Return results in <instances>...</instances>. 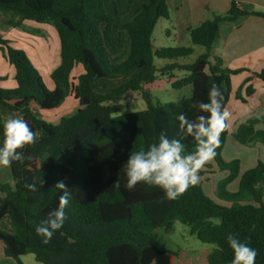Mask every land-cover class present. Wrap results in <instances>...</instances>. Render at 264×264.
<instances>
[{"label": "trees", "instance_id": "16d2710c", "mask_svg": "<svg viewBox=\"0 0 264 264\" xmlns=\"http://www.w3.org/2000/svg\"><path fill=\"white\" fill-rule=\"evenodd\" d=\"M0 13L9 16L5 21L8 28H21L25 21H32L53 27L60 40V64L51 73L54 89L50 90L25 52L0 36L1 51L15 68L17 82L13 89L0 85V108L5 106L23 117L38 136L36 143L21 150L24 161L9 167L12 182L0 183V192L5 194L0 198V225L4 228H0V240L7 258L16 264H24L22 258L27 255H33L39 264H154L162 256H178L155 231L162 228L169 233L179 221L200 242L216 245L209 264H231L229 234L256 249V264H264V163L259 161L242 174L238 190L228 192L227 185L240 175L238 159L226 162L222 158L228 129L221 135L214 161L218 170L229 173L218 190L229 207L211 201L199 184L174 201L165 200L160 188L143 183L128 190L123 167L129 152L157 143L162 132L169 139H181L177 116L183 113L194 120L201 115L195 105L207 102L213 84L222 91L227 106L231 77L244 70L224 67L223 60L213 55L221 24L251 15L264 19V13L242 10L231 0L226 14L188 30L191 43L204 53L184 65L176 61L189 58L192 47L156 49L153 45L158 21L170 16L167 0H149L122 25L130 49L127 58L118 63L111 61L108 50L115 20L107 13L105 0H0ZM157 60L171 64L159 67ZM78 66L84 72L74 78ZM134 70H138L134 78L110 92L99 93L94 88L97 80H118ZM175 70L187 75L173 82V88L191 86L190 97L154 104L148 87L159 74ZM254 75L264 81V72ZM128 91L139 92L148 107L116 116ZM252 93L248 87L246 94ZM70 97L78 101L79 108L58 124L45 120L39 112L59 108ZM4 120L0 109V144ZM254 125L249 120L240 128L236 135L240 143H264V133L254 132ZM182 142L186 151L193 150L191 137ZM205 173L202 170L200 177ZM34 177L46 181L36 192L25 187ZM60 180L71 193L67 219L45 245L35 228L58 207L62 192L55 184Z\"/></svg>", "mask_w": 264, "mask_h": 264}, {"label": "crops", "instance_id": "0c3cea01", "mask_svg": "<svg viewBox=\"0 0 264 264\" xmlns=\"http://www.w3.org/2000/svg\"><path fill=\"white\" fill-rule=\"evenodd\" d=\"M148 1L149 0H133V2L130 3V0H126L123 7L121 6L122 8L115 6L114 10L116 16L117 18H121V23L118 29V35H121V39L119 40L117 36V40L114 41L113 53L109 52L112 62L118 63L127 58L130 49V42L127 32L121 29L122 25L126 22H130L143 6L148 3ZM167 1L170 16L168 19L162 18L158 21L153 33L154 47L156 49L167 47H192L194 53L196 52L199 57L204 53V49L194 46L191 43L188 30L190 28L198 27L204 21L212 19L215 15L226 14L230 9L231 0ZM236 1L242 10L264 13V0ZM5 21L6 17L0 20V36L9 40L11 46L14 48H16V41L20 40L29 42L33 40L32 44L29 42L30 48H27V50L44 65L48 66L50 64L51 68L53 67L52 69L49 68L51 81H49V84L47 83V87L50 90L54 89L51 73L60 64V40L57 33H55L56 31L54 32L55 29L53 28L54 30H52L49 25L25 21L23 23V31H19L15 28L6 27ZM160 25H163V27L159 30L158 35H156V31ZM31 32L40 34L42 39L32 36L30 34ZM220 32V39L213 49V55L218 56L223 60L224 67H228L232 70H244L242 73L231 77L232 91L229 103L226 106L231 112V118L228 122L229 128L226 145L222 151V158L224 161L230 162L235 159L240 161V175L227 185L229 191L236 192L239 187L241 175L256 167L259 161L264 163V143L262 141H256L252 144H242L236 138L240 128L249 120L255 121L253 128L254 132L264 133V81L254 75L255 73L264 72V19L259 16H246L236 22L221 24ZM156 39H158V43H156ZM110 42H113V31ZM58 54L59 63L56 61ZM176 62L181 65L190 64L186 59L178 60ZM167 64H171V62L163 61L160 62L158 66L163 67ZM83 72V67L78 66L73 72V77L77 78ZM15 73V68L4 58L0 45V78H3V80L0 81V85L7 89L15 88L17 86ZM137 73L138 70H134L125 77L114 81H120L124 84L126 81L134 78ZM186 75L185 72L183 77ZM114 81L106 79L97 80L94 83V88L97 83H102V91L99 93L110 92L115 87L110 89L108 84L116 83ZM248 87L253 89V93L250 95L246 94ZM242 99H244L245 102L242 101ZM78 108V101L73 97H70L59 108L39 112L42 117L48 121L57 118L61 119L64 114L73 113ZM0 109L5 119H7L10 114L12 116H18V114L10 111L5 106H1ZM230 151L235 152L234 155H232ZM236 151H238V153ZM215 167L210 168V171L207 173L211 175L214 174L218 169ZM2 168L8 169V173H0V183H11L12 176L10 168ZM228 176L229 174L226 173L224 178L226 179ZM3 197H5V194L0 192V198ZM179 255L183 254L178 252V256L176 257L166 256L172 259L179 257ZM35 263L37 262L35 261ZM0 264H16L12 259L5 256L4 244L1 240ZM170 264H172V260Z\"/></svg>", "mask_w": 264, "mask_h": 264}, {"label": "clouds", "instance_id": "9594fccd", "mask_svg": "<svg viewBox=\"0 0 264 264\" xmlns=\"http://www.w3.org/2000/svg\"><path fill=\"white\" fill-rule=\"evenodd\" d=\"M195 107L201 115L190 120L185 114L177 116L181 139H169L162 132L157 143L146 149L131 151L123 167L128 190L137 184L160 188L164 199L174 201L184 195L189 188L200 183V172L206 164L216 156L220 147L221 135L229 128L231 112L224 106V96L220 88L213 84L208 92L207 102L200 101ZM3 141L0 144V167H11L13 162H23L25 156L21 151L26 146L36 143L38 136L28 122L20 116L11 114L3 122ZM191 137L194 148L186 151L184 138ZM46 183L43 177H34L25 187L32 192L39 191ZM119 186V181H116ZM39 186V187H38ZM55 187L62 194L58 199V207L48 213L35 228L42 244H49L54 234L63 227L67 216L65 209L71 199L70 188L63 180L57 181ZM228 244L233 252L231 264H256L257 250L247 243L241 242L234 235L227 236Z\"/></svg>", "mask_w": 264, "mask_h": 264}, {"label": "rangeland", "instance_id": "374dc122", "mask_svg": "<svg viewBox=\"0 0 264 264\" xmlns=\"http://www.w3.org/2000/svg\"><path fill=\"white\" fill-rule=\"evenodd\" d=\"M125 2L126 0H105V7L107 10V13L111 15L115 20L114 28H113V42H110L108 44V50L110 53H113L114 41L117 40L118 29L121 23V18L119 17L117 18L114 9H115V6L118 8H122ZM5 17L7 19L9 16L0 13V20H2ZM162 27L163 25L159 26V28L156 31V35H158L159 30ZM50 28L54 30L53 27L50 26ZM15 29H18L19 31H23L24 27L15 28ZM30 34L34 37H38L42 39V36L40 34H36L32 32ZM29 42H31L32 44L33 40ZM29 42L20 41V40L16 41L15 49H19L25 52L26 56L28 57L32 65L38 70V72L42 76L43 82L47 86V83L49 84V81H51L50 74H49V71H50L49 68L52 69L53 67L51 68L50 64L48 66L44 65L39 60H37L34 57V55H32V53L28 52L27 48H30ZM156 43H158V39H156ZM170 45H173V44H170ZM199 48L202 49V47H199ZM197 57H198V54L195 52L186 60L188 63H193L197 59ZM58 60H59V54L57 55V58H56V61ZM163 61L164 60H157V65ZM184 73L185 72L175 70L172 73L166 72L163 74H159L158 80L152 86L148 87L153 97V103L154 104H157V103L166 104V103H171V102H177L178 100L184 97H190L191 92H192L191 86H186L182 89H175L172 86L173 82L181 79ZM171 80L173 82H171ZM114 82L116 83L108 84L110 86V89H112V87H118L122 85L123 83L120 81H114ZM95 90L97 92H101L102 83H97L95 85ZM123 105L124 107L116 114V116L145 110L148 107L142 95L136 91H128L126 93V95L124 96ZM69 114L71 113L64 114L62 117L67 116ZM48 121L52 124H58L60 122V119L57 118V119H52ZM236 152L238 153V151ZM230 153L234 155L235 152L230 151ZM206 165H210L213 168L216 166L214 159ZM204 170L206 172L210 171V169L208 168H205ZM0 173L6 174L8 173V169H4L0 167ZM226 173L229 174L228 172L220 171L218 169L212 175L205 173L203 176L200 177L199 185H201L204 193L211 201H213L214 203L218 205L229 207L231 204L221 199L218 195L219 185L225 179L224 177ZM226 190L228 192H231L227 189V187H226ZM215 222L219 223V220H215ZM0 228L4 229L2 224L0 225ZM155 234L157 235L158 239L162 241L169 249L176 250L180 252V254H183V255H179V257L172 258V259L165 255V256L158 258L154 262V264H170L171 260H172V264H209L208 257L210 253L216 248V245L204 244L200 242L195 235L191 234L189 227L180 223L179 221L174 222L173 230L171 232L167 233L164 231V229L160 228L155 231ZM34 260L35 258L33 255H27L23 257L24 264H39V263H35Z\"/></svg>", "mask_w": 264, "mask_h": 264}]
</instances>
